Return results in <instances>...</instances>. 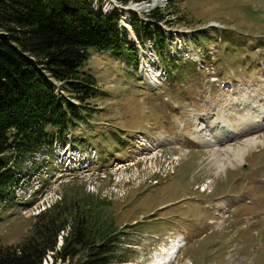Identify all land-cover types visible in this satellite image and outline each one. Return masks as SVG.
Masks as SVG:
<instances>
[{"label": "rangeland", "instance_id": "374dc122", "mask_svg": "<svg viewBox=\"0 0 264 264\" xmlns=\"http://www.w3.org/2000/svg\"><path fill=\"white\" fill-rule=\"evenodd\" d=\"M92 1L102 13L112 6L134 43L122 15L128 10L119 7L155 0ZM153 7L132 17L148 22L151 11L168 9L164 22L152 23L177 66L169 75L149 43L145 50L134 44L136 70L126 58L88 50L84 70L97 89L90 115L20 164L18 184L0 200L1 246L22 243L34 216L60 199L96 197L108 202L102 213L127 245L124 264H146L168 237L185 244L178 264H264V0H161ZM249 122L243 134L239 124ZM209 128L225 131L213 142L242 148L241 158L222 154L224 166L216 168L214 148L199 141L213 135ZM52 262L49 254L41 264Z\"/></svg>", "mask_w": 264, "mask_h": 264}, {"label": "trees", "instance_id": "16d2710c", "mask_svg": "<svg viewBox=\"0 0 264 264\" xmlns=\"http://www.w3.org/2000/svg\"><path fill=\"white\" fill-rule=\"evenodd\" d=\"M167 12L128 24L141 49L151 44L171 75L178 60L165 55L167 38L152 23L164 22ZM90 48L138 68V49L115 12L96 14L89 0H0V200L18 184L20 164L48 152L90 115L89 101L97 97L96 81L84 70ZM106 205L96 197L60 199L34 216L22 243L0 245V264H41L49 254L52 264L126 263L127 245L103 215Z\"/></svg>", "mask_w": 264, "mask_h": 264}, {"label": "bare ground", "instance_id": "6f19581e", "mask_svg": "<svg viewBox=\"0 0 264 264\" xmlns=\"http://www.w3.org/2000/svg\"><path fill=\"white\" fill-rule=\"evenodd\" d=\"M109 1V0H108ZM159 4H161V0H155V1H153L152 2V4H150V5H147V4H142V5H138V6H132V7H129V8H127V9H123V11H127L128 10V12H126L125 14L124 13H122V15H123V17H124V19L125 20H128V19H130L133 15H135V14H140V12H142V13H145L146 14V11L149 9V8H151V7H153V6H155V5H159ZM96 5H97V3L95 4V7H96ZM99 6V5H98ZM112 8V6H109V4L107 3V5H106V7H105V12L107 13V12H109L110 11V9ZM118 9V8H117ZM97 10V9H96ZM108 10V11H107ZM98 11L99 12H101V10L100 9H98ZM103 11V10H102ZM139 11V12H138ZM105 14V13H104ZM134 39H135V37H134ZM142 72H143V75H145L146 73H147V70L146 69H144V67L142 68ZM261 112L262 113H264V110H261ZM248 114V113H247ZM247 116V115H246ZM257 118H259V115H258V117ZM263 119H264V115H263ZM263 119H262V121H258V120H256V123L258 122L259 123V125L261 126V123L263 122ZM264 123V122H263ZM239 125H243L244 126V128L242 129V131H243V134H248V133H250V126L252 125L250 122L248 123V124H245V123H241V124H239ZM204 126V125H203ZM246 127V128H245ZM220 128H222V127H220ZM219 128V130H221ZM208 128L207 127H203L202 129H200L201 131H207L208 132V130H207ZM263 129V128H262ZM209 130H211L210 128H209ZM219 132L221 133V132H224L223 134H225V131H217V130H215V129H213V130H211V133H213V135L211 136V135H208V134H206V135H204V136H206L204 139H203V137H202V139H200L199 141L204 145V146H211V148H214V151H212V153H211V159H212V163H213V165H215L216 166V168H220V169H222L223 168V166H224V164H223V160H222V154H224V158H225V160L226 161H229L228 160V156L226 155V154H228V153H231L232 154V157L234 158V159H237V160H239L240 158H241V156L243 155V150H242V148H241V150H232L231 148H226V149H224V147L223 148H220L221 146L218 144V143H220L221 141H218L217 143H214L213 142V138L215 137V135H219ZM198 139V138H197ZM258 140V139H257ZM257 141L255 140V139H250V140H248L247 141V144L249 145V144H255ZM201 144V145H202ZM245 147H246V145H245ZM248 147V146H247ZM157 256H155V258H156Z\"/></svg>", "mask_w": 264, "mask_h": 264}, {"label": "water", "instance_id": "95a60500", "mask_svg": "<svg viewBox=\"0 0 264 264\" xmlns=\"http://www.w3.org/2000/svg\"><path fill=\"white\" fill-rule=\"evenodd\" d=\"M91 1V0H90ZM141 3V2H140ZM140 3H138V4H140ZM142 3H147L146 1L145 2H142ZM157 7V5H155L153 8H156ZM124 7H122V9H123ZM99 12H96V14H98ZM132 44H138V42H137V40L135 39V42L134 43H132Z\"/></svg>", "mask_w": 264, "mask_h": 264}, {"label": "flooded vegetation", "instance_id": "af4514ba", "mask_svg": "<svg viewBox=\"0 0 264 264\" xmlns=\"http://www.w3.org/2000/svg\"><path fill=\"white\" fill-rule=\"evenodd\" d=\"M248 165V164H247ZM249 166V165H248ZM242 168H245L246 167V164H242L241 165Z\"/></svg>", "mask_w": 264, "mask_h": 264}]
</instances>
